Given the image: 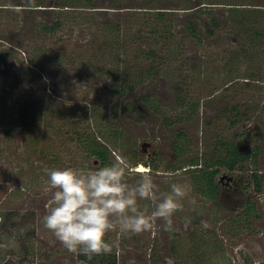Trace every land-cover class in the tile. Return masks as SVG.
<instances>
[{"label":"rangeland","instance_id":"obj_1","mask_svg":"<svg viewBox=\"0 0 264 264\" xmlns=\"http://www.w3.org/2000/svg\"><path fill=\"white\" fill-rule=\"evenodd\" d=\"M16 1L20 0H0V54L11 50L10 43L14 44L12 48L17 52L15 54L12 50L13 55L10 58V62L14 63L9 75L11 79H1L3 84L0 80V85H3L0 87V264H33L31 259L21 254L24 241L22 235L25 232L21 229L20 234L15 230V214L23 227L35 229L39 248L51 256L47 260L39 259L35 264H80L55 235L44 227L43 217L48 212L51 199V192L46 191L49 179L46 170L68 168V161L76 165L75 169L85 172L96 170L98 166L93 165L86 169L80 162L81 157L74 154V150L65 149H72L69 143L64 144L65 148H62L60 141L64 124L57 123L55 117L29 121V125L38 126L35 133L34 128L30 126L31 137H25L22 132L15 134V120L21 121L27 100L32 101L37 106L36 110L40 111L43 103L48 102L47 99L44 101V95L48 97L53 89H57L59 93L56 95L65 97L66 101L70 100L68 97L73 96V90L77 91L79 103L82 104L83 101L87 102L93 98L95 93H90L92 87L112 88L113 83L93 74L95 69L88 71L93 78L92 86L82 84L79 80L81 76L76 73L66 79H59L49 73L54 68L49 64L41 79L37 75H29L27 70H21L23 65L19 68L21 64L15 60V56L19 61L28 63L30 55H35V49L45 46L49 50L53 43L59 44V41L62 42L54 47L55 55H66L74 51L73 45L76 43L85 45L93 37H97L100 41L108 40L115 51L111 52L123 60L125 55L122 49L126 40L132 47L129 49L131 57L140 49L148 50L153 47L147 42H134L132 35H136L140 28L133 23L145 18L152 20L158 11L174 12L178 15L179 26L192 18L200 30L207 34L206 23L210 22L207 16L215 14L222 24L226 25L227 13L221 3L246 2L264 5V0H200L206 2L203 4L205 7L206 4L212 3L210 8H205L210 9L205 15L194 12V3L191 0H92L89 1L88 8H84V4H72L69 8L64 6L68 1L74 3L73 0H21L23 8L15 11L16 7H20ZM82 1L85 3V0ZM37 2L41 3L40 9L44 10V13L40 10L34 11L33 5ZM176 8L179 12H175ZM65 11L64 29L53 35L40 32L36 26L37 22L44 20L50 25L57 15ZM129 20L133 25L131 34L126 29ZM182 28L178 27L179 31ZM217 37H205L201 44L188 38L185 55L174 64L176 74L179 65H183L186 68L185 73L196 78L197 82L191 87L190 95L191 98L199 100L201 106L195 114L188 112L189 108H182L177 104L170 81L163 78L150 79L147 85L131 93L126 100H108V93L103 97L104 102L108 100L114 122L124 131V146L115 150L113 158L119 155L125 159L126 155L128 160H125L132 170L131 174L127 175L126 182L132 186L139 181L140 177L136 174L138 168L134 164V154L138 152L141 162H152L156 168L150 171L159 193L170 192L173 183L187 185L190 189L181 201L182 209L173 214L170 227L166 228L163 220H157L151 231L140 234L122 233L117 227L106 234L105 240H109L112 247L117 249L119 264H264V186L261 193H255L251 178L255 170L264 176V63L262 66H256L262 61L260 56L256 59L257 62L254 60L245 63L246 66L242 67L241 72L243 74H229L230 68L225 67L226 62L229 57L234 58L231 52L239 45L235 44L233 39L241 42V45H247L248 40L239 39L227 26L219 31ZM258 52H264V47H251L249 56ZM141 66V69L146 70L150 63L143 61ZM255 66L262 68L260 74L259 70H253ZM246 68L250 70L245 72ZM6 70L5 59H0V73ZM245 73L255 74V77H250L255 78L250 81V86L246 83V78L249 77L244 75ZM16 79L28 83L34 89L28 94H22L21 104L16 105L15 110V99L20 97L15 96L13 82ZM74 95L77 96L76 92ZM147 95L153 96L152 105L161 114L141 100ZM3 97L5 101L2 100ZM125 101L131 103V109L120 113ZM49 106H44L48 113ZM233 106L243 114L244 122L250 119L237 129L228 128V114ZM181 119L184 121L180 122ZM176 120L179 122L171 124ZM58 126L60 127L57 128ZM44 127L47 130L41 133ZM181 131L187 136L183 142L187 150L184 162L194 157L199 158L201 162L216 160L217 157L223 156L225 151L222 143L227 140L235 141L238 146L247 150L259 146L261 156L256 166L251 160L245 164L247 173L239 171L241 164L238 165V172L232 175L235 181V187L230 189L232 195L224 194L221 197L219 194L214 198L210 175H205L204 168L185 172L182 168L185 163L176 158L173 145ZM46 133L50 137L53 133V139L49 140ZM145 144H150L147 153L143 149ZM50 154L53 156H48ZM131 160L133 163H130ZM141 169L149 170L145 166ZM224 169L223 176L227 173ZM160 171L169 172L171 176L157 175ZM245 186L247 191L243 190ZM221 187L222 191L226 189L225 184ZM248 200L256 206V214H245V204ZM241 205L243 212L236 214L234 207L240 210ZM138 208L147 209V214L155 210L153 203L147 200H138ZM32 213L36 216L35 220L31 218Z\"/></svg>","mask_w":264,"mask_h":264},{"label":"trees","instance_id":"obj_2","mask_svg":"<svg viewBox=\"0 0 264 264\" xmlns=\"http://www.w3.org/2000/svg\"><path fill=\"white\" fill-rule=\"evenodd\" d=\"M89 1L92 0H85V3L82 0H73L74 3H69L70 1H68V3H64V6L66 8H69L72 7V4L79 6H82L84 4L86 5V7L84 8H88L87 6L90 5ZM40 5L41 3L37 2L35 4V7H38ZM229 5H240L239 7L230 9V18L233 20L232 23H234L233 29L234 31H238L239 35L248 36L249 38L247 40L249 43H251L249 47L245 45L243 49H240V47H238L239 49L237 48L231 52L233 53L234 58L229 57V64L236 65L242 59V54H239L240 50L242 53H244V58H249L251 47H261L264 44V34L260 32V29L264 27V5L239 3H231ZM241 6H243V8ZM65 13L66 11L61 13L60 15H57L53 23L50 25L43 21L38 22L36 26L39 27L41 33L43 32L46 35H53L57 32L59 33V31L66 27V24L64 22V16L66 17ZM208 13L209 12H207V14ZM201 14H204V12L201 11ZM155 15V17H152V20L151 18L146 19L144 17L145 20L138 23H133V25L138 26L140 30L136 32V35H132L135 43L147 42L150 43L153 47H150L148 50L140 49L139 51H136L131 57L129 54V49L132 47H130L128 41L126 40L122 49L125 55V58L123 60H121L119 55L116 56L113 53L115 51L112 50V45L108 40L100 41V39H98L97 37H93L85 45H81L79 42L76 43L73 46L74 51L66 55H55L54 47L62 42L59 41V44L53 43L52 47L49 50H47L45 46H41L38 49H35V55L33 57H31L30 55L29 59L27 60L28 63L19 61V58H16V56L15 60L18 61L19 64H21L19 68H21L23 65L21 70H23L24 72L29 71V75H37L41 79L44 76L47 64L54 66V68L51 67L54 70L51 69V72L49 73L53 74V76L59 79L62 78V74L67 67L77 69L80 68L83 70L95 69V72L93 74H97L100 78L104 77L106 78V80H111L114 89L110 91V93L114 95H127V93L134 92L147 84L150 79L163 78L170 81L172 89L176 94L175 99L177 101V104L182 108H189L188 112L196 113L200 106V101L193 99V97L191 98L190 95L191 87L197 82L195 81L196 78L192 74L185 73L186 68L183 65H179L178 74H176L174 64L181 60L185 55L184 51L188 38H194L200 43L202 42L203 38L201 37V34L196 26L189 25L187 23L179 26L177 18L178 15L176 16V14L173 12L170 13L158 11L155 13ZM127 22L128 23L126 29L131 34V32H133V25L130 20ZM214 24H216L215 20ZM181 26L183 28L179 31L178 27ZM209 34L211 36L214 35L213 32H210ZM10 46L11 50L4 51L0 54V59H5L7 67V70L5 72L0 73V80L3 79V81H5V79H11L9 75L11 73L10 71H12L11 69L14 67V63L10 62V58H12L13 51H15V54L17 53L16 50L12 48L14 44L10 43ZM143 61L146 63H150L149 68H146V70L141 69V63ZM247 76L255 77V75L250 74H248ZM17 78L19 79L18 76ZM83 78H89V76H84ZM88 83L89 82H86V84ZM13 84L15 85V96L20 95L18 99H15L16 110V105L21 104L22 94H28V92L33 90L34 87L29 86L28 83L22 80L18 81L17 79L13 82ZM2 86L0 85V87ZM107 90V87H98L96 89V93L98 97H100V99H98V97H93L90 100L101 101H97V103L92 102L89 104L87 102L86 104H72V101H66L65 99L60 101L61 97L55 94H53L54 96H52L51 98L44 95V97H46L44 98V101L47 99L48 102L43 103L40 111L36 110L37 106L34 105L32 101L27 100L24 109L25 112L22 115L21 121L15 120V129L17 130H15V134L22 132V134L24 133L23 135L25 137H31L32 131L30 129V126L34 128L33 133H35V130L36 128H38V126L29 125V121L32 122L34 121V119L46 120L47 118L55 117L57 119V123L60 124V122H63L64 129L69 128L68 130H64L61 127L63 130L61 133L62 137L60 141L62 148H65V145H68L69 143L72 149H70L69 147H66L65 149H69L70 151L74 150V154H78V156L82 158L83 162H80L82 166H84V168L90 169V167H92V164H94V162L96 161L98 162V165H96V167L98 166V168L108 166L114 162L112 155L113 149H119L124 146V131L119 129V127H112L108 125V119L105 115V106L102 103L103 98L101 96V93ZM76 94V97L73 96L68 98L70 100L79 99V93L76 92ZM150 99L151 98H149L148 102H150ZM2 100L5 101L4 97L2 98ZM46 104L50 105L49 113L44 109V106ZM91 105H93L95 108L89 110L88 108H90ZM232 109V113H230L229 111L228 114L229 129L235 128L241 121V114L237 112L238 109L236 107H233ZM94 124H96V126L99 128L98 131L92 129V126H94ZM75 125L80 128L75 130ZM60 126H58L57 128H59ZM45 129L47 130V128L44 127V130L41 131V133L46 131ZM51 134L52 136L50 137L46 133V136L49 137V140L53 139V133ZM186 139V134L184 132H181L175 142L174 149L178 156V160L185 164H189L190 162L192 166L201 165V160L199 158H194L192 161L184 162V156L187 150L185 149V144L183 142ZM222 147L225 151L223 156L217 157L216 160L213 159L203 162V164L205 165V170H208L206 172V175H210V186L215 193L214 198L219 195L220 190L217 178L220 175L222 168H225L228 171H235L237 170L238 165L243 164L249 160H251L253 162V165L256 166L257 160L261 156L260 148L255 149L254 153H252L253 155H242L238 148L235 146L234 142H230L228 140L222 143ZM134 155V164L136 166L139 164L138 155L137 153H135ZM48 156L51 157L53 156V154H50ZM68 163V167L74 168L76 166L74 165V163L70 164V161H68ZM242 169L247 170L244 166L242 167ZM125 179L127 180V176ZM263 179L264 177L255 170L253 174V182L256 191L259 193L263 190ZM245 214H256V206L249 202ZM35 217V214L32 213L31 218L35 220ZM28 220L29 219L27 218L26 221ZM21 229H24L25 232L24 235H22L24 239L21 253L22 256L24 255L25 258L31 259L33 264H35L39 259L47 260L51 258L48 253H43L42 249L39 248L36 241L37 234L35 229H27L26 227H23L22 223L18 222L15 214V230L19 231L20 233ZM106 242L111 245L110 252H102L100 254L91 255L85 254L82 251L70 253L84 264H119L117 249L112 247L113 245L109 242V240H106ZM120 242L121 244L123 243V241Z\"/></svg>","mask_w":264,"mask_h":264},{"label":"clouds","instance_id":"obj_3","mask_svg":"<svg viewBox=\"0 0 264 264\" xmlns=\"http://www.w3.org/2000/svg\"><path fill=\"white\" fill-rule=\"evenodd\" d=\"M46 171V191L51 192V199L44 227L73 253L110 252L105 236L117 227L122 233L136 234L151 231L157 220L170 227L173 214L182 209L181 201L190 191L187 185L173 183L170 192L159 193L147 169H137L139 181L130 186L125 178L132 170L119 155L110 165L92 171L72 167ZM157 175L169 177L171 173L160 171ZM138 200L151 201L155 210L151 214L140 210Z\"/></svg>","mask_w":264,"mask_h":264},{"label":"flooded vegetation","instance_id":"obj_4","mask_svg":"<svg viewBox=\"0 0 264 264\" xmlns=\"http://www.w3.org/2000/svg\"><path fill=\"white\" fill-rule=\"evenodd\" d=\"M194 4H192V5H194L193 6V9H194V12L195 11H197L196 13H198V14H201V9H204L203 10V12H204V15H205V13L206 12H208L207 10H209L210 11V9H205V8H210V4H212V3H208V4H206L207 5V7H205V5H203L204 3H206V2H202V1H200V0H197V1H193V0H191ZM16 3H17V6H20V7H16L15 8V11L16 10H21L22 8H23V2L20 0V1H16ZM198 3V4H197ZM229 4H231V3H221V5L225 8V10H226V13H227V20H226V25H223L222 24V22H221V20H220V18L219 17H217L215 14L214 15H211V16H207L209 19H210V22L208 23H206V27H207V29H206V32H207V34H205V33H203L201 30H200V27L199 26H197V23H195L194 22V20H192V18H189V19H187L186 20V22L185 23H187V24H189V25H194V26H196V28L198 29V31L200 32V34H201V37L202 38H205V37H207V38H211V39H217L218 37V33H219V31L223 28H226V26L239 38V39H248L249 37L248 36H244V35H239L238 34V31H234V23H232L233 22V20L230 18V9H232V8H236V7H239L240 5H235V6H233V5H229ZM238 4V3H237ZM244 4H249V3H244ZM252 5H255V3H253ZM258 5V4H257ZM33 7H34V11H37V10H40V11H44V10H42V9H40L42 6L40 5V6H38V7H35V5H33ZM242 8H243V6H241ZM174 10V9H173ZM161 12H165V10H162ZM175 12H179V10H177V8L175 9ZM44 13V12H43ZM174 13V12H173ZM210 14H211V12H210ZM203 15V14H202ZM196 17H199L198 15H195ZM214 20L216 21V24H214ZM44 21V20H43ZM54 21V20H53ZM44 22H46V21H44ZM38 23V22H37ZM264 28V27H263ZM263 28L262 29H260V32L262 33V34H264V31H262L263 30ZM203 34H202V33ZM210 32H213L214 33V35L213 36H211L209 33ZM192 40L194 39V38H191ZM194 40H196V39H194ZM197 41V40H196ZM233 41H234V43L235 44H239L238 45V47H240V49H243L244 47H245V44H243L244 42H242V44L243 45H241V42H238V41H235L234 39H233ZM198 42V41H197ZM199 44H201L200 42H198ZM248 44H247V46L249 47V45L251 44V43H249V42H247ZM74 46V45H73ZM263 47H264V44L262 45ZM238 47H236V49L238 48ZM239 49V48H238ZM68 53H72V51L71 52H68ZM67 53V54H68ZM239 54H242V59L236 64V65H232V64H229V59H228V61L226 62V65H225V67L227 68V69H229L230 68V70H228V72H229V74L230 73H232V74H235L234 72H238V73H240V74H243V73H241L242 72V67L245 65V63L247 64V63H249V62H251V61H254V60H256L258 57H262V61H260V62H258L257 64H256V66H262V63H264V52H258L257 54H254V55H251V56H249V58H244V53H242L241 52V50L239 51ZM255 62H257V60L255 61ZM246 66V65H245ZM255 66V69L253 68V70H259V74H260V72H261V70H262V68L261 67H256ZM233 67H235V69H233ZM240 68V69H239ZM66 70L63 72V76H62V78L64 79V77H65V79L66 78H68L69 76H71L73 73H76V74H79L81 77H80V79L79 80H81V82H83L82 84H86V82H89L88 84H86L87 86H92V85H94L93 84V78L89 75V70H91V69H89V70H83V69H80V68H71V67H67V68H65ZM245 70H247V71H245V72H248V70H250V69H248V68H246ZM252 70V69H251ZM85 72V73H84ZM248 74H250V75H255L254 73H245L244 75H248ZM75 76H78V75H75ZM84 76H89V78H83ZM249 77V76H248ZM259 78V77H258ZM247 79V85H251L250 83V81L251 80H255V78L254 79H252V78H246ZM257 80H259V79H257ZM233 82V81H232ZM233 83H230V85H232ZM145 85H147V84H145ZM144 85V86H145ZM229 85V86H230ZM144 86H142V87H144ZM99 86H94V89H92L91 91H90V93L91 92H94L95 94H94V98L95 97H98V95H97V93H96V89L98 88ZM106 87V86H105ZM141 87V88H142ZM93 88V87H92ZM229 88V87H228ZM73 89H75V88H73ZM107 91H105V92H103V95H102V98L104 97V95H106L107 93V95L109 96L108 97V100L110 99V98H116V99H121V100H126V99H128L130 96H131V93H133V92H131V93H127V95H114V94H111L110 93V91H112L113 89H114V87L112 86V88H109V87H107ZM75 92H77V91H72L71 92V94L75 97ZM134 92H136V91H134ZM51 95H49V97L51 98L52 96H54L53 94H57V93H59V91L57 90V89H53L52 91H50L49 92ZM175 95V98H176V94H174ZM72 96V97H73ZM71 97V96H70ZM152 97L153 96H150V95H147V96H143L142 98H141V100L145 103V105L146 106H148V107H150V108H154L156 111L155 112H157L158 114H161V113H159L158 112V110L156 109V107L155 106H153L152 105ZM101 98V99H102ZM149 98H151L150 99V102H148V100H149ZM214 98H215V96H214ZM64 99H66L65 97H62L61 98V100H64ZM98 99H100V97H98ZM108 100L106 101V102H104V101H102V103H103V105L105 106V115H106V118L108 119V125L109 126H112V127H119V129H122V128H120L121 126L119 125V124H117V123H115L114 121V118L111 116V114H110V109H109V107H110V105H109V103H108ZM218 99H216V101H217ZM69 101H72V104L73 103H75V104H78L79 103V101H80V99H74V100H69ZM97 101H101V100H88L87 101V103L89 104V103H92V102H94V103H97ZM215 101V102H216ZM219 101V100H218ZM214 102V103H215ZM84 103H86V101H83V103L82 104H84ZM150 103V104H149ZM130 106H131V103L130 102H128V101H125V106L124 107H122V109L120 110V113L124 110H126V109H129L130 108ZM200 106H201V102H200ZM200 106H199V108H200ZM233 107H236V106H233ZM233 107H231L230 108V113H232V108ZM95 107L93 106V105H91L90 106V108H88L89 110L90 109H94ZM198 108V109H199ZM237 108V107H236ZM131 109V108H130ZM129 109V110H130ZM153 109V110H154ZM238 109V108H237ZM249 110H250V107H249ZM237 112H239V109L237 110ZM240 113V112H239ZM261 113V111H259V114ZM193 114H195V112H193ZM235 114H236V112H235ZM243 116V114L240 116V119H241V121L239 122V124L235 127V128H233V129H237L240 125H242V124H244V123H247L250 119H248L247 121H245L244 122V118L242 117ZM186 120H188V119H186ZM243 120V121H242ZM184 120L183 119H181L180 120V122H183ZM179 121L178 120H176V121H174V122H172L171 124H173V125H175L176 123H178ZM80 128V127H79ZM78 128V126H76L75 125V130H77V129H79ZM69 128H67V129H65V130H68ZM92 129L93 130H95V131H98L99 130V128L96 126V124H94V126H92ZM123 130V129H122ZM181 132H184V131H181ZM180 132V133H181ZM185 133V132H184ZM177 138H178V136L176 137V140H177ZM242 138V137H241ZM176 140H175V142H176ZM175 142H174V145H175ZM234 144H235V146L238 148V150L240 151V153L242 154V155H253L252 153H254V150L255 149H257V148H260L261 149V147H259V146H257V147H255V148H252V149H243L242 147H240V146H238L237 144H236V142L234 141ZM174 145H173V149H174ZM149 146H150V144L147 146L146 144L145 145H143V149H144V152L145 153H147L148 152V148H149ZM110 148H111V146H110ZM115 150H117L116 148L115 149H113V152H112V155H115ZM119 150V149H118ZM137 153V155H138V165H136L135 167L136 168H138V169H141V167L142 166H145L146 168H148L149 170H152V169H156L155 167H154V165L152 164V162L151 163H143V162H141L140 161V158H139V153L138 152H136ZM174 153H175V155H176V158L178 159V156H177V154H176V152H175V149H174ZM195 158V157H194ZM114 159V158H113ZM125 159H127L126 158V155H125ZM128 160V159H127ZM126 160V161H127ZM193 160V159H192ZM192 160H190V161H192ZM80 161H82V158H80ZM83 162V161H82ZM203 162L204 161H202L201 162V165H199V166H192L191 164H190V162H189V164H184V166L182 167L184 170H185V172H190L191 170H200V169H203L205 172V175H206V172L208 171V170H205V165L203 164ZM248 161H246L245 163H243V164H241V169H239V171H241V172H243V173H247L248 172V168L245 166V164L247 163ZM98 162L96 161V162H94V164H92V166L93 165H98L97 164ZM130 163H132V162H130ZM174 165H175V162H174ZM183 165V164H182ZM181 165V166H182ZM246 167V169L247 170H243L242 169V167ZM140 167V168H139ZM176 168V167H175ZM238 168V167H237ZM87 169V168H86ZM223 169V168H222ZM222 169H221V173H220V175L218 176V178H217V181H218V184H219V194H221V197H223V195L224 194H227L228 196L229 195H232V193H230V189L231 188H234L235 187V181H234V179H233V174H235L236 172H238V169L237 170H235V171H228L227 170V173H225V175L223 176L222 175ZM212 170H214V169H212ZM212 170H209V171H212ZM224 170H226V169H224ZM192 172H194V171H192ZM254 172L255 171H253L252 172V176H251V178H252V181H253V174H254ZM259 173V172H258ZM229 174H230V176H229ZM233 175V176H232ZM263 176V175H262ZM264 177V176H263ZM222 184H225V187H226V189L224 190V191H222ZM253 187H254V189H255V185H254V182H253ZM251 189V188H250ZM243 190H248V188L245 186L244 188H243ZM232 192V191H231ZM255 193H259V192H257L256 191V189H255ZM261 193V192H260ZM222 200L224 199V198H221ZM249 202H251L250 200H248L247 202H246V206H245V209L247 208V205H248V203ZM253 204V203H252ZM231 208H233L232 206H231ZM235 208V210H237V212H236V214H239V211H240V213L241 212H243V205H241V207H240V210L239 209H236V207H234ZM239 216V215H238ZM77 260V259H76ZM79 261V260H78ZM80 262V264L82 263V264H84L83 262H81V261H79Z\"/></svg>","mask_w":264,"mask_h":264}]
</instances>
